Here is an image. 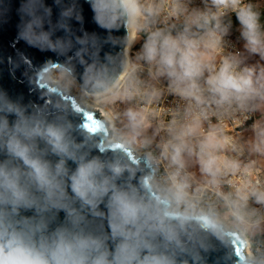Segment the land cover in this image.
<instances>
[{"label": "clouds", "instance_id": "obj_1", "mask_svg": "<svg viewBox=\"0 0 264 264\" xmlns=\"http://www.w3.org/2000/svg\"><path fill=\"white\" fill-rule=\"evenodd\" d=\"M53 2L55 22L45 0L17 9V40L64 58L35 71L47 99L0 89V264H264V0H85L103 38L76 34L77 0ZM231 16L247 56L225 54ZM236 113H260L246 140L226 131Z\"/></svg>", "mask_w": 264, "mask_h": 264}, {"label": "water", "instance_id": "obj_2", "mask_svg": "<svg viewBox=\"0 0 264 264\" xmlns=\"http://www.w3.org/2000/svg\"><path fill=\"white\" fill-rule=\"evenodd\" d=\"M4 7L0 9V89L7 91L9 96L13 99L22 98L23 103L33 102L36 104H43L47 97L44 95L46 89L40 87L35 83V71L42 65L51 60L54 63H62L63 57H57L52 52H40L35 48L30 47L24 41L17 40V25L20 22V17L17 9L20 6L21 0H2ZM46 4L53 7V21L58 17L59 8L56 7L53 0H45ZM70 0H65V3ZM77 3L82 8L83 21L77 23L72 21V27L77 35L81 34V29L89 33H97L101 38L106 36V32L100 29L93 21V12L85 0H77ZM122 36L123 29L114 33ZM62 31H57L55 36H63ZM55 36L53 38H55ZM104 51H111L113 53L119 51L118 48H112L108 45L104 47ZM103 55V53H101ZM23 56L28 64L17 63L20 57ZM77 72H82V68L77 65ZM74 99L71 97L69 103ZM10 119H12L10 117ZM100 113L95 110L90 111L82 108L77 115L76 121L85 126L98 125L102 121ZM99 136L106 134V131H98ZM98 154V153H94ZM71 164V162H69ZM74 167V165H72ZM63 213H61V219ZM224 251H215L209 254L208 264H225L222 259Z\"/></svg>", "mask_w": 264, "mask_h": 264}, {"label": "built area", "instance_id": "obj_3", "mask_svg": "<svg viewBox=\"0 0 264 264\" xmlns=\"http://www.w3.org/2000/svg\"><path fill=\"white\" fill-rule=\"evenodd\" d=\"M193 6H201L202 4L200 0H193ZM142 43L141 41H138L136 45L133 46L130 55L134 58L136 51L139 49L140 44ZM242 52L237 41L229 34L225 37V54L231 52ZM144 78H147V73H144ZM160 87H166V82L164 80H161L159 82ZM177 103V100L175 97L169 96L165 94V96L162 98L159 107H163L165 109L167 108H172L175 107ZM256 114L251 117V119L245 121L243 115L236 113L230 118H226L224 120V123L227 125L226 131L228 132L229 135H232L234 137H238L242 140H246L250 135V125L252 122L255 120ZM165 119H168L166 116ZM217 121L215 118H213V123H216ZM159 138H157L158 142ZM249 157L247 156V153H245L244 157H241V159H248ZM253 159L255 157H252ZM163 170V165H161V171ZM194 171L196 169H193ZM261 176L264 177V165L262 164L261 166Z\"/></svg>", "mask_w": 264, "mask_h": 264}, {"label": "rangeland", "instance_id": "obj_4", "mask_svg": "<svg viewBox=\"0 0 264 264\" xmlns=\"http://www.w3.org/2000/svg\"><path fill=\"white\" fill-rule=\"evenodd\" d=\"M236 41H237V43H238V45H239V47H240V49H241V51L242 52H244V49H243V41L242 40H240V38H239V30H238V25L234 28V30L233 31H230V33H229ZM244 55L245 56H247V53L246 52H244ZM259 61V57H257V56H250V57H248V59L246 60V63L247 64H255V63H257ZM260 63H262V64H264V61H259ZM77 103H79V101H78V99H77V94H76V92H75V90H73V93H72V96H71ZM118 107V109H120V110H122L124 107H125V105H118L117 106ZM87 110H90V109H88V108H86ZM90 111H95V110H90ZM99 113H100V116L102 117V119H103V116H102V113L99 111V110H97ZM259 115H260V113H256V117H255V119H257L258 117H259Z\"/></svg>", "mask_w": 264, "mask_h": 264}, {"label": "trees", "instance_id": "obj_5", "mask_svg": "<svg viewBox=\"0 0 264 264\" xmlns=\"http://www.w3.org/2000/svg\"><path fill=\"white\" fill-rule=\"evenodd\" d=\"M226 19H231V20H232V28H231L230 31H233L234 28L238 25V24L236 23V21H235L234 16L228 17V18H226Z\"/></svg>", "mask_w": 264, "mask_h": 264}, {"label": "crops", "instance_id": "obj_6", "mask_svg": "<svg viewBox=\"0 0 264 264\" xmlns=\"http://www.w3.org/2000/svg\"><path fill=\"white\" fill-rule=\"evenodd\" d=\"M264 165V164H263Z\"/></svg>", "mask_w": 264, "mask_h": 264}]
</instances>
